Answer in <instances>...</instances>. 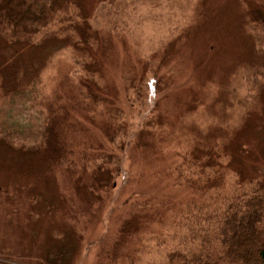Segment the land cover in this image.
Returning a JSON list of instances; mask_svg holds the SVG:
<instances>
[{
  "label": "rangeland",
  "instance_id": "rangeland-1",
  "mask_svg": "<svg viewBox=\"0 0 264 264\" xmlns=\"http://www.w3.org/2000/svg\"><path fill=\"white\" fill-rule=\"evenodd\" d=\"M21 17L20 45L7 38L0 50H22L24 79L70 102L68 121L92 119L77 147L105 149V170L94 176L76 158L53 175L39 153L0 141V264H149L184 204L251 180L264 190V0H52ZM106 46L107 57L95 52ZM80 77L112 113L79 111ZM190 158L212 167L199 174ZM182 163L189 185L178 188Z\"/></svg>",
  "mask_w": 264,
  "mask_h": 264
},
{
  "label": "trees",
  "instance_id": "trees-1",
  "mask_svg": "<svg viewBox=\"0 0 264 264\" xmlns=\"http://www.w3.org/2000/svg\"><path fill=\"white\" fill-rule=\"evenodd\" d=\"M51 3L52 0L4 2L0 0V42L8 38L20 45V37L14 32L18 31L22 22L17 24V21L22 20L21 16L24 13L28 16L29 13H42L45 9L51 8ZM73 8L81 10L77 3ZM25 38H27L26 42L31 41L28 36ZM38 42L39 44L31 46L37 47L44 41ZM2 47L0 50V141L15 150L39 153L37 155L44 158L53 175L61 169V164L66 166L67 171H72L70 169H75L76 158L80 161L82 158L83 162L89 163L91 174L99 176V172L105 170L102 165L96 163L99 158L97 155L103 148L90 145L87 148L88 151L92 150L93 154L77 147L78 143L84 145V133H89L87 123L93 124L92 119L84 120L77 117V120L68 121L74 108L70 107V102L68 106L67 102L59 105L58 99H48L44 93L43 83L40 79H36L37 75L30 76L29 80L24 79L28 73L25 72L26 67L21 60L22 50L15 51L10 45ZM95 52L107 57L109 49L107 50L106 46L103 53L97 49ZM91 58L94 62L93 57ZM97 66L92 75L93 80L100 84V64ZM5 68L11 70L12 75ZM87 82L82 81L80 77L76 86L69 83L80 96H83V91L87 90L86 101L84 99L75 105L78 106L79 111L91 118L97 116L104 118V115L107 116L110 111L112 113L111 103L106 96L92 92L88 87L92 84ZM62 117L65 118V122L61 124L59 120ZM111 119V125H114V117L112 116ZM106 124L107 121L104 119L100 127L104 129ZM68 130L73 133L72 137L77 131L76 135L80 136V141H70ZM118 133V128L115 132L111 130L108 142H113ZM123 147L125 150L126 145ZM123 147L120 148V152ZM104 153L107 154V159L114 158L113 153L110 152V156L109 151ZM102 158L105 159V156ZM187 166L180 164V173L184 175ZM191 166L198 169L200 174L209 165L201 166L194 158H190ZM210 167L212 166L208 168ZM79 168H85V164L82 163ZM188 176L184 175L174 186L188 187ZM100 183L104 184L105 181L101 180ZM224 187L229 189H219L221 191L217 197L210 199L212 201L208 200V203H194L187 206L184 204L176 213L172 226L166 230L168 236L154 238L156 251H160V258L149 264H264V190L260 181L251 180L244 184ZM126 258L128 264H134L132 256ZM47 260L53 264H60L59 260L53 259V255H47Z\"/></svg>",
  "mask_w": 264,
  "mask_h": 264
}]
</instances>
